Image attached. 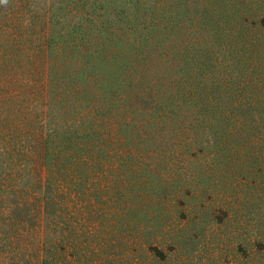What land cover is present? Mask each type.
<instances>
[{
	"label": "rangeland",
	"instance_id": "obj_1",
	"mask_svg": "<svg viewBox=\"0 0 264 264\" xmlns=\"http://www.w3.org/2000/svg\"><path fill=\"white\" fill-rule=\"evenodd\" d=\"M150 1L152 101L118 104L123 51L85 66L105 99L92 116L122 118L103 125L118 142L94 140L69 174L73 264H264V0ZM53 145L81 147L61 132Z\"/></svg>",
	"mask_w": 264,
	"mask_h": 264
},
{
	"label": "trees",
	"instance_id": "obj_2",
	"mask_svg": "<svg viewBox=\"0 0 264 264\" xmlns=\"http://www.w3.org/2000/svg\"><path fill=\"white\" fill-rule=\"evenodd\" d=\"M158 41L150 0L0 2V264H73L79 258L63 215L76 182L69 174L87 164L77 156L96 150L94 140L97 151L108 139L118 142L104 126L122 118L120 108L92 116L105 109V99H98L85 66L95 70L93 59L117 62L123 51L126 94L118 104L132 106L140 96L152 101L144 80ZM221 80L203 75L204 84ZM163 114L173 119L172 111ZM59 132L80 144L76 155L51 153Z\"/></svg>",
	"mask_w": 264,
	"mask_h": 264
},
{
	"label": "clouds",
	"instance_id": "obj_3",
	"mask_svg": "<svg viewBox=\"0 0 264 264\" xmlns=\"http://www.w3.org/2000/svg\"><path fill=\"white\" fill-rule=\"evenodd\" d=\"M0 2H2V0H0Z\"/></svg>",
	"mask_w": 264,
	"mask_h": 264
}]
</instances>
